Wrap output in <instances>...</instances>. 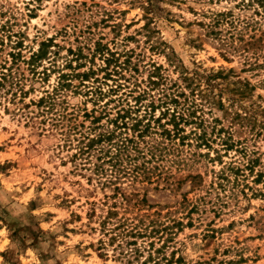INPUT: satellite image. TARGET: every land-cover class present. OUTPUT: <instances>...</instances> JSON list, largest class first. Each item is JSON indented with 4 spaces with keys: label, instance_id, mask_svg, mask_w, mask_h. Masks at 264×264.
Returning a JSON list of instances; mask_svg holds the SVG:
<instances>
[{
    "label": "rangeland",
    "instance_id": "obj_1",
    "mask_svg": "<svg viewBox=\"0 0 264 264\" xmlns=\"http://www.w3.org/2000/svg\"><path fill=\"white\" fill-rule=\"evenodd\" d=\"M165 263L264 264V0H0V264Z\"/></svg>",
    "mask_w": 264,
    "mask_h": 264
},
{
    "label": "trees",
    "instance_id": "obj_2",
    "mask_svg": "<svg viewBox=\"0 0 264 264\" xmlns=\"http://www.w3.org/2000/svg\"><path fill=\"white\" fill-rule=\"evenodd\" d=\"M166 262H168V261H166ZM165 264H167V263H165Z\"/></svg>",
    "mask_w": 264,
    "mask_h": 264
}]
</instances>
